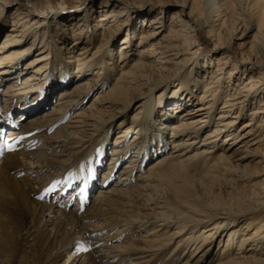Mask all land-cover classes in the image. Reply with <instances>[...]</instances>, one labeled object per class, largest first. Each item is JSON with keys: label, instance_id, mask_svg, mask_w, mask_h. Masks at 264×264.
Returning a JSON list of instances; mask_svg holds the SVG:
<instances>
[{"label": "bare ground", "instance_id": "obj_1", "mask_svg": "<svg viewBox=\"0 0 264 264\" xmlns=\"http://www.w3.org/2000/svg\"><path fill=\"white\" fill-rule=\"evenodd\" d=\"M6 4L0 0V101L6 109L17 103V119L28 117L0 120L1 138L8 129L0 179L13 181L39 216L56 214L41 224L71 225L78 235L89 222V253L76 250L66 264H94V253L115 264H155L166 254L168 264L188 252L183 264L212 252L219 264H264V0H74L3 15ZM53 125L51 135L39 131ZM198 164L212 179L219 170L228 189L204 210L180 202ZM104 165L106 179L96 182ZM9 168L29 174L15 178ZM45 169L62 170L48 192L79 182L75 211L30 196L39 189L24 186Z\"/></svg>", "mask_w": 264, "mask_h": 264}, {"label": "rangeland", "instance_id": "obj_2", "mask_svg": "<svg viewBox=\"0 0 264 264\" xmlns=\"http://www.w3.org/2000/svg\"><path fill=\"white\" fill-rule=\"evenodd\" d=\"M5 5L6 8L10 7L9 9L5 10L3 15H6L14 10L17 11H24L26 10L25 7L26 5H33L35 8L41 12H46L49 11V6L59 4L64 1V3L68 6L74 4V0H1ZM95 1V0H94ZM100 0H98L99 2ZM13 3L17 4L18 7L13 8L12 5L8 3ZM133 10L136 12H139V6L133 5ZM173 6L168 7L167 9L169 10H174ZM171 12V11H170ZM126 30L120 32V34L116 37L117 41L125 35ZM137 40V39H135ZM131 62V61H130ZM119 73L113 74L112 76H117ZM110 82H113V80H110ZM72 85V84H71ZM100 84H97L95 88H93L90 91V94L88 95V99H91L92 96L99 90ZM33 88V87H31ZM4 85H2V88L0 90H4ZM51 94V91H50ZM57 95L51 99L53 102L55 101ZM86 101V102H87ZM53 102L51 103V106H53ZM15 104V105H14ZM17 103L10 102L9 103V109L3 108V101H0V120L4 122H10V123H17L20 125V122L24 121L27 119L28 115H26L23 119H17L15 111L18 112L19 110L17 109ZM135 106H133L129 111L128 114L131 115L133 112V109ZM51 109L49 107L46 110ZM11 110L13 111L11 113ZM18 110V111H17ZM22 110V108L20 109ZM4 111H9L10 115L7 116H2ZM42 112V111H41ZM71 113H69L66 116L65 120H68L69 116ZM121 117L117 118L114 121V126H116L118 120ZM59 125V124H57ZM57 125L50 126L49 128L46 127L45 129L39 130L40 132L43 131L44 134L51 135L56 131ZM11 128V127H10ZM7 130L5 129L3 132L2 138L0 137V140L2 142H6L7 140ZM133 133H131L132 135ZM129 135V137L131 136ZM23 138V137H22ZM113 136H111V139ZM23 140V139H22ZM21 139H19L17 143V147H20V144L23 143ZM37 143V142H36ZM35 146V145H34ZM36 147L31 148L32 151H34ZM61 150V149H60ZM110 152V151H109ZM2 157V156H1ZM106 157V161L108 160L109 163V158ZM2 163V160H0V164ZM76 161L71 166H75ZM108 163H106L108 165ZM124 164V163H122ZM253 164V163H252ZM107 165H104L98 169L97 173H95V179L96 182H100L105 180L106 178L103 179V175L101 171L107 167ZM88 166V165H87ZM118 167L117 170L121 168ZM53 168H50L52 170ZM67 169H65L66 171ZM49 170L45 169L41 174H36V176H31L30 178V184L27 186H24L25 188H30L31 186H34L35 189H39L38 195L31 194L30 196L33 199L40 200V201H45L48 202V204L54 203L55 205H59V208L66 209L68 212L70 211H75V207L78 205V201L81 197V193L79 190H76V187L78 185L77 182H73L71 187H64V192L61 190L60 194V189L64 186V180L61 181L60 184H58L56 187L53 188L51 191H47V186L52 183L53 181L61 179L62 174L61 171H52L51 174L47 175V172ZM64 171V172H65ZM7 173H9L12 177L15 178H21L25 175H28L29 173H22L19 172V170L16 168L12 169H7ZM63 172V173H64ZM138 171L135 172L134 177L136 178ZM205 174H210L206 173V169L201 166V164H198L195 166H192L187 174V180L188 184L191 186V192L190 195L195 193L198 195L196 196H190L189 197H182L180 202L183 200L186 202H189L193 208L196 210H204L206 209V203L205 201L211 203V205H217L216 203L226 200L227 199V191L228 189L226 188L224 182H223V175H219L220 172L219 170H214L212 171L211 174L216 175L215 179L211 178L212 176H205ZM41 175V176H40ZM86 176L89 179L91 177V170L86 171ZM43 177V178H42ZM39 178V179H35ZM42 178V179H41ZM12 179V178H11ZM92 179V178H90ZM117 177L110 179V183H107L108 185L111 184V180H116ZM46 181L43 184H39L41 181ZM181 180V179H180ZM179 180L178 183H181ZM183 180V179H182ZM181 180V181H182ZM89 181V180H88ZM212 181V182H211ZM236 183V181H234ZM234 183V185H235ZM45 184V185H44ZM62 184V185H61ZM10 185V187H9ZM43 185V187H41ZM128 185V184H127ZM126 185V186H127ZM13 186V181L9 180V178L6 179H0V264H66L68 257L72 252L76 253V250L80 252L81 254L83 253H89V250L91 249L90 247L87 246V243H84L86 240V234H87V223L85 222L82 223V227L76 229L78 230L77 232H80L78 235H76V231L74 227L70 228L71 225H55L54 221H48L46 224H41L40 223V217L41 216H47L41 214L40 216L34 212V209H32V206L30 205L31 201L27 202L24 199L17 197L14 191L12 190ZM236 186V185H235ZM99 188L95 187L94 190L90 192V195L88 196V201H86L85 207L82 206L80 207L81 210H86V207H89L92 205L93 199L92 197L96 196L95 191ZM46 189V190H45ZM4 190L3 193H1ZM29 190V189H28ZM72 190L77 191L76 193L72 192ZM27 191V189H26ZM64 193V194H63ZM94 195V196H93ZM42 197V198H41ZM56 199V200H55ZM61 199V200H60ZM61 202V203H60ZM65 202L67 204L65 205ZM177 209L179 211H187V209L183 207H179L178 205ZM209 207V206H208ZM58 208V207H57ZM56 214L47 216V219L55 217ZM54 220V219H53ZM238 229H241V225L237 226ZM73 229V231H72ZM103 233V231H102ZM144 233V232H142ZM75 235L77 237H75ZM241 234H237L236 236V241L234 246L232 247V252L237 251L238 243L240 240ZM123 241L121 242V244ZM215 248L218 245V241L215 242ZM110 250V249H109ZM190 252L181 255V258L178 260H174L178 256L171 255L168 260L170 263L168 264H183L184 262L187 261L189 257ZM166 255V254H165ZM162 257H154L153 262L155 264H165L164 260H162ZM179 255V256H180ZM100 256V254H99ZM98 254L94 253V264H115L111 260H107L104 258H100ZM181 260V261H180ZM206 262H200V264H219V260L217 256H212L210 258L206 257ZM96 262V263H95ZM167 262V261H166ZM79 264V263H78Z\"/></svg>", "mask_w": 264, "mask_h": 264}, {"label": "snow or ice", "instance_id": "obj_3", "mask_svg": "<svg viewBox=\"0 0 264 264\" xmlns=\"http://www.w3.org/2000/svg\"><path fill=\"white\" fill-rule=\"evenodd\" d=\"M20 139H23V138L21 137ZM17 143H18V141H17ZM13 148H14V145H11V144L7 145L8 150H13ZM53 188H54V186H53ZM51 190H53V189H49V191H51ZM83 191H84V189H81V193H83Z\"/></svg>", "mask_w": 264, "mask_h": 264}]
</instances>
